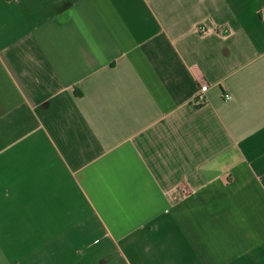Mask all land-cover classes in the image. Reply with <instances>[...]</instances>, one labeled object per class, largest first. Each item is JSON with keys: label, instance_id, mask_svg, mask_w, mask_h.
<instances>
[{"label": "crops", "instance_id": "obj_1", "mask_svg": "<svg viewBox=\"0 0 264 264\" xmlns=\"http://www.w3.org/2000/svg\"><path fill=\"white\" fill-rule=\"evenodd\" d=\"M0 264H264V0H0Z\"/></svg>", "mask_w": 264, "mask_h": 264}, {"label": "built area", "instance_id": "obj_2", "mask_svg": "<svg viewBox=\"0 0 264 264\" xmlns=\"http://www.w3.org/2000/svg\"><path fill=\"white\" fill-rule=\"evenodd\" d=\"M209 90V86L207 84H204L200 87L199 95H198V101L201 103L205 102V93ZM227 99L231 100V96H227Z\"/></svg>", "mask_w": 264, "mask_h": 264}]
</instances>
